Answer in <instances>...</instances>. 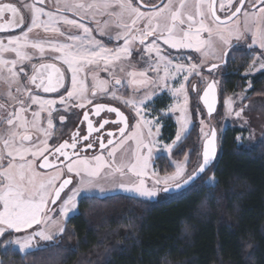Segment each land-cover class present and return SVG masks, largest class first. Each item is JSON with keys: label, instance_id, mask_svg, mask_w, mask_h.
Here are the masks:
<instances>
[{"label": "snow or ice", "instance_id": "snow-or-ice-1", "mask_svg": "<svg viewBox=\"0 0 264 264\" xmlns=\"http://www.w3.org/2000/svg\"><path fill=\"white\" fill-rule=\"evenodd\" d=\"M44 2L33 0L24 5L31 14L26 30L18 8L13 3L0 2V32L21 29L19 35L8 36L7 42L0 39V82L8 88L7 102L0 103V239L7 240L14 233H26L23 238L10 240L20 251L28 250L37 237L44 241L53 239L50 229L57 227L59 221L53 220L50 215L52 209L48 205L61 200V193L72 184L71 176L64 178L65 171L79 177V181L71 194L61 201V217H67L77 207L76 198L85 188L96 186L101 179L115 180L119 176L122 181L128 173L137 180L130 184L121 182L119 187L146 198L155 197L158 191L182 190L186 186L192 190L197 184L206 187L213 185L216 182L214 176L204 181L201 174L206 173L216 155L214 129L203 133L202 162L192 174L186 175V157L184 162L175 163V171L171 175L161 178L157 172H151L153 184L163 185L162 188H149L146 185L145 177L149 176L153 149L158 144L153 138V127L155 133L159 134L160 126L159 118L155 124L145 118L144 106L160 89H167L173 97L183 98L181 103L171 108L173 112H180L177 120L180 128L175 140L171 145H165V149L171 152L190 122L186 82L194 73L199 75L197 68L200 64L226 58L232 40L239 41L250 35L248 47H259L262 51L260 56L253 59L249 71L264 69V0H160L159 3L147 4L145 0H56L55 12L41 7ZM6 13L10 14L7 19ZM64 13H71L79 19L69 18ZM218 13H224V17ZM241 20L243 29L240 27ZM62 26L76 31L65 32ZM34 30L63 37V40L31 39L30 34ZM94 32L100 36L107 35L109 40H123V46L109 48L95 38ZM137 43L142 46L141 51L148 55V67L143 71H129L123 62L130 59L132 46ZM218 45L224 47L222 55L218 52ZM164 46L179 55L173 56ZM193 51L199 54L198 63L191 62L193 57L190 53ZM46 52L55 54L51 59L66 68L62 70L55 62L32 63L37 55L40 61H44ZM4 54H14V58H4ZM182 59L185 62L182 63ZM257 60L260 61L258 66ZM25 62L31 65V74L26 71ZM117 67L120 73L126 74L134 92L139 91L141 86L150 88L140 98L125 99L116 91H111L113 100L131 107L140 117L135 130L127 132V118L117 108L95 104L90 109L93 115L100 116L101 112L107 111L115 113L118 119H102L99 126L94 127L89 112L85 111L83 120L87 122V135L81 136L77 130L72 133L70 142L65 140L51 147L48 140L53 134L56 105L64 106L67 110L73 101L72 106L81 109L93 104L92 98L98 92L110 91L109 81L101 80L97 71L107 72L115 85H121ZM217 67L218 63H212L208 70L211 72ZM149 71L155 72L156 77L148 78ZM161 71L163 75H160ZM89 72L92 73L91 87L87 83ZM66 73L70 76L66 77ZM21 76L33 86L35 92L21 83ZM169 80L178 81L179 86H169ZM13 87L15 93L11 91ZM191 87L193 91L196 90V85ZM40 91L58 93V99H43ZM215 102V82H212L203 92V103L209 114L214 111ZM9 103L12 110H8ZM225 103L230 110L231 100ZM32 106H36L35 109ZM235 114L240 116V112ZM64 119V116H60L61 121ZM45 120L47 127H44ZM109 123L123 125L118 128L119 139L112 138L115 135L112 132L107 133L110 137L107 143L98 136L96 140L101 154L82 157L78 143L88 141L82 145V149L93 148L89 137ZM144 128H147V140ZM34 134H38L35 140ZM60 163L64 166L60 167ZM29 229L35 230L29 232ZM58 230L62 233L64 229L59 227Z\"/></svg>", "mask_w": 264, "mask_h": 264}, {"label": "trees", "instance_id": "trees-1", "mask_svg": "<svg viewBox=\"0 0 264 264\" xmlns=\"http://www.w3.org/2000/svg\"><path fill=\"white\" fill-rule=\"evenodd\" d=\"M258 53L245 47L230 51L224 97L245 89L243 74ZM249 100H264V72L252 79ZM220 105L219 97L216 114L205 112L207 118L216 117ZM193 120L173 159L192 152L195 166L203 146L200 151L196 114ZM241 134L237 128L223 133L219 158L203 175L204 181L214 176V186L197 184L159 202L122 195L82 199L54 245L26 255L9 251L0 264H264V141L239 146ZM168 135L172 141V128ZM156 164L161 175L173 173L166 158Z\"/></svg>", "mask_w": 264, "mask_h": 264}, {"label": "rangeland", "instance_id": "rangeland-1", "mask_svg": "<svg viewBox=\"0 0 264 264\" xmlns=\"http://www.w3.org/2000/svg\"><path fill=\"white\" fill-rule=\"evenodd\" d=\"M0 2H10L13 3L14 6L18 5V3L23 4H30L33 2V0H0ZM159 3L160 0H145V3ZM56 3V0L54 1ZM221 15V17H224V13H218ZM78 18V17H74ZM79 19V18H78ZM87 22V21H85ZM30 24V21L26 20V26L24 29L26 30V27ZM91 27H95V25H91ZM241 29H243V21L241 20L240 24ZM62 30L65 32H75V29H69L68 27L62 26ZM21 33L17 32L14 34H7V35H1L0 39H4L5 42H7V37L11 35H19ZM96 39L101 40L107 47L109 48H115L117 46L122 47L123 46V40L117 41L115 39L109 40V37L107 35L100 36L98 33H93ZM112 35H115V30L112 31ZM206 35V34H205ZM30 38L34 40H63V37H59L53 34H46L42 30H34L33 33L30 34ZM251 43V36L246 35L244 38H242L239 41L232 40V46L231 48L227 49V51L234 49L236 47H245L250 51H258V54H253V59L255 57L260 56L261 49L259 47H253L249 48L248 45ZM141 47L138 43L132 46V55L129 60L124 61L123 63L127 67L129 71L131 70H137V71H143L148 67V55L141 51ZM164 48L171 52L173 56L179 55L175 50L167 49V46H164ZM183 52H186V50H182ZM224 47L222 45H218V52L220 55L223 54ZM191 56L193 57L192 63H198L199 62V54L196 52H191ZM55 55L51 52H46L44 61H40L37 57H35L32 61V63H40V62H55L58 66L64 70L66 66L60 65L58 61H53L51 57ZM4 58L12 59L14 58V54H4ZM155 59V56L153 54V60ZM225 58L220 60H209L206 63L200 64V66L197 68V71L199 72V75H196L195 73L189 77V80L186 82L187 85V91L189 95V105H188V115H189V124L187 126V130L184 132H181V140L178 141L175 145H173L171 152H168L165 149V145H171L172 142L175 140L176 133L178 129L180 128V125L177 123L178 118L180 117L179 111H171V108L178 103H181L183 98L182 97H173L171 92H169L167 89H160L156 91L155 95H153L152 99L146 102L145 111L143 112V115L146 119L152 120L155 124L156 119L159 118V126H160V132L159 134L155 133V128L153 127V138L158 141L157 146L153 149L152 158L150 160V167L148 169L149 176L145 177V183L149 188L153 187H159L162 188L163 185L156 186L153 184V179L151 178V172L155 171L158 173L159 177H163L165 175H161L159 173V169L157 168V160L159 158H166L169 161L170 166L173 169V173L175 171V163L176 162H184L185 158L187 157V165H186V175H190L193 173V170L198 167V165L202 162V154L199 152V156H197V162L196 165L193 166V159H192V152H188L184 158L181 161H176L173 159L174 153L177 151L179 146L184 142V140L188 137L190 134L193 126H194V120L193 115L196 114L197 116V123L199 127V149L202 150V146L205 142V137L203 133H209L212 129L216 132V145H217V154H216V160L219 158V155L221 153V142H222V136L223 133L229 129V128H237L241 131V135L237 139L239 146H250V145H256L262 141H264V100H249L250 98V92L252 90V79L256 77L257 75L264 72V69L259 71H249L246 70V72L243 74V77L247 80L245 89L237 94H234L232 96H223L221 92V85L222 81L226 75L225 73ZM181 62H185L184 59L181 60ZM212 63H218L219 67L215 68L212 72H208L209 67ZM253 63V62H252ZM251 63V64H252ZM257 66L259 65L260 61H256ZM19 67V65H18ZM25 68L26 71L31 74V65L25 62ZM117 76L122 79L121 85H115L114 80L109 76L107 72L104 71H97V75L101 80H108L109 84L108 87L110 91L108 93H101L98 92L97 95L92 98L93 104L87 105L85 108L81 109L78 107H73L72 104L75 102H70V104L67 106V110H65L64 106H61L59 104L56 105V111H54V128L52 130V136L49 138L48 143L51 147L54 145V141L57 140V138L60 136V130L62 129V123L65 122V119L68 118V116H76L77 118H80L82 114L89 109L94 104H108L112 105L114 107H117L118 109L122 110L125 115L129 118L130 121V128L128 133H131L135 130V125L137 122H139L140 117L136 115V112L134 109H132L129 106H125L123 103L113 100L111 98V91H116L117 95L124 97L125 99L129 97H136L140 98L142 97L145 92L150 91L149 87L141 86L139 91L133 90V86H130L128 84V77L125 73L119 72V67L116 69ZM156 73L149 71L148 72V78H155ZM160 75H163V72L161 71ZM70 76L69 73H66V77ZM92 73H88V80L87 83L89 87H91L92 79H91ZM137 79H141L140 77H137ZM180 78L178 77V80ZM215 82V86L217 87L219 91V97H220V107L218 115L214 118H207L204 109L201 107V97L203 95V92L206 90L207 85ZM21 83L23 85H26L28 88H32L28 85L27 80L21 76ZM169 86L175 85L179 86L178 81H168ZM192 85H196V90H192ZM13 93H15V87L11 89ZM7 92L8 88L5 84L0 82V103H6L7 102ZM90 95V94H89ZM52 96V97H51ZM43 99H58V96L53 95H44L41 96ZM230 99L231 100V109L229 110L228 106L226 105L225 101ZM159 101V102H158ZM156 102H158V106L164 107L163 109H160L158 106H156ZM36 106H32L33 109H35ZM8 110L11 109L10 103L8 104ZM240 112V116H237L235 113ZM46 117V113L44 114ZM60 116H64L65 119L63 121L60 120ZM28 118H31V112L28 113ZM2 127V126H0ZM44 127H47L46 120L44 123ZM172 128L174 132V139L172 141H168L169 139V129ZM203 130V131H202ZM145 139L147 140V128L143 129ZM38 134L33 135V139L35 140ZM53 141V145L52 142ZM146 151V150H145ZM106 155V151L104 152ZM172 173V174H173ZM171 175V174H168ZM71 176L72 178V184H70V187L68 190L64 193L59 203L54 207L51 208V203H49L48 207L52 209V212L50 215H52L53 220L59 221V224L57 227H53L50 229L53 239L51 241H44L41 240L39 237L35 238L32 242L31 247L26 251H20L19 247L17 245L11 244L10 240L15 239L17 237L23 238L26 233H14L7 240L0 239V256L5 255L9 251H16L22 255L29 254L31 252H35L38 250L46 249L47 247L54 245V241H56L57 238H59L65 231V226L67 222L78 215V206L82 199L85 198H108L111 196L116 195H122L126 197H132L135 199H139L142 201H148V202H159V201H169L174 198L172 195H168L167 192L158 191L157 195L152 198H146L141 197L138 194L134 192H128L123 190L119 187V184L121 182L125 184L133 183L137 180L136 177H134L131 173H128L126 176L123 177V180L121 181V178L119 176L116 177L115 180H103L101 179L98 181L96 186H92L89 188H85L82 190L76 198L77 207L68 213L67 217H61L59 214V207L61 204V201L63 199L67 198V195L71 194V190L78 186L79 177H76L74 174H68L66 171L64 173V178H67ZM215 183L211 186H214ZM102 189V190H101ZM36 228H39L40 226H35ZM59 227H63V232H59ZM35 229H29V232L34 231ZM14 236V237H13ZM11 237V238H10ZM1 263V260H0Z\"/></svg>", "mask_w": 264, "mask_h": 264}, {"label": "flooded vegetation", "instance_id": "flooded-vegetation-1", "mask_svg": "<svg viewBox=\"0 0 264 264\" xmlns=\"http://www.w3.org/2000/svg\"><path fill=\"white\" fill-rule=\"evenodd\" d=\"M55 0H45L43 5H40L41 7H44L46 11H52L55 12L56 11V3H54ZM25 4L23 3H18V5H16V7L18 8L20 15L24 18L25 24L24 27L26 26V20L30 21L31 19V14L29 12L28 9H26L24 7ZM64 15L68 16L69 18H74L72 16L71 13H64ZM10 14H5V18H9ZM78 19V18H77ZM87 23V22H85ZM231 23V22H229ZM20 30L13 32V33H6L7 34H14L17 32H20ZM4 35V34H2ZM241 48V47H236V49ZM233 50V49H231ZM228 51V55L230 54V51ZM227 55V56H228ZM225 61V60H224ZM30 87H32V91L35 92V89L33 88L32 85L28 84ZM61 92H63V89H61ZM40 96H44V95H53V96H58V93H43L42 91L39 92ZM52 97V96H51ZM95 105V104H94ZM94 105H92L91 107H89V109L87 110L89 112V119L92 120L93 122V126L94 127H98L99 126V122H102V119H108V120H116L118 119L115 115V113H108L107 111L101 112L100 116H95L92 114V112L90 111V109L94 108ZM106 105V104H104ZM109 107H114L112 105H106ZM117 108V107H115ZM118 109V108H117ZM126 118H127V123H128V129L127 132L129 131L130 128V121L129 118L127 117V115H125L123 113L122 110L118 109ZM62 129L59 131L60 132V136L57 138V142L53 145V147L56 146L57 143H62L65 140H68L70 142L71 139V135L73 132H76L77 130L80 131L81 136L83 135H87V122L83 120V114L80 118H77L76 116H68V118L65 119V122L62 123ZM123 125H117V124H113V123H109L106 124L104 126V128L100 129L99 132H93L92 135L89 137V139L93 142L94 147L91 149H82V145H85L88 143V141H83L81 140L80 143H78L77 148L81 149L80 151V155L83 156H88V157H92L93 155H99L101 154V150L99 149V143L96 140V137H103L104 138V142L107 143V139H109L110 137L107 136L108 132H112L114 133V139H119V132H118V128L122 127ZM53 143V141H51ZM52 145V144H51ZM69 151H71V149H69ZM63 160V158L61 157V161ZM59 163V162H58ZM63 163H60V167H63ZM42 171V170H41ZM70 187V186H69ZM68 190V189H67ZM66 190V191H67Z\"/></svg>", "mask_w": 264, "mask_h": 264}, {"label": "water", "instance_id": "water-1", "mask_svg": "<svg viewBox=\"0 0 264 264\" xmlns=\"http://www.w3.org/2000/svg\"><path fill=\"white\" fill-rule=\"evenodd\" d=\"M18 30H20V28H17L15 31H13V32H16V31H18ZM13 32H9V33H13ZM0 34L2 35V34H6V33H4V32H0ZM225 60H226V58H225ZM214 70V69H213ZM212 70V71H213ZM211 71V72H212ZM208 72H209V70H208ZM215 93H216V102H215V106H214V111L211 113V114H209L208 113V109H207V107L204 105V103H203V95H202V97H201V100H200V102H201V104H202V106H203V108H204V110H205V112H206V114L208 115V117H212V116H214L215 114H216V112H217V109H218V105H219V95H218V89H217V87L215 86ZM216 154H217V145H216ZM215 161H216V155H215V158L210 162V164H209V166H208V168H207V170H206V172L213 166V164L215 163ZM42 171H44V170H42ZM205 173H203V174H201L202 176L204 175ZM197 180H199V177H197ZM69 186L70 185H68L65 189H64V191L61 193V198H62V196L64 195V193L66 192V190L69 188ZM188 189V187L186 186L184 189H182V190H173V191H169V192H167V194L168 195H172V196H174V195H177V194H180V193H183L184 191H186ZM59 201L60 200H57V202H56V204H51V208H54L58 203H59Z\"/></svg>", "mask_w": 264, "mask_h": 264}, {"label": "crops", "instance_id": "crops-1", "mask_svg": "<svg viewBox=\"0 0 264 264\" xmlns=\"http://www.w3.org/2000/svg\"><path fill=\"white\" fill-rule=\"evenodd\" d=\"M52 145H53V143H52Z\"/></svg>", "mask_w": 264, "mask_h": 264}]
</instances>
